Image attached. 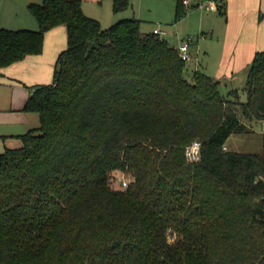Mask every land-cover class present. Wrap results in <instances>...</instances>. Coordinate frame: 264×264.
<instances>
[{"label": "trees", "instance_id": "1", "mask_svg": "<svg viewBox=\"0 0 264 264\" xmlns=\"http://www.w3.org/2000/svg\"><path fill=\"white\" fill-rule=\"evenodd\" d=\"M199 2L176 0L175 19ZM28 9L37 29L0 26V68L41 53L57 25L67 45L52 81L30 86L23 108L40 125L0 152V264H264V150L223 147L264 120V49L243 100L203 70L187 77L177 47L138 17L103 27L82 0ZM119 170L125 188L112 186Z\"/></svg>", "mask_w": 264, "mask_h": 264}, {"label": "crops", "instance_id": "2", "mask_svg": "<svg viewBox=\"0 0 264 264\" xmlns=\"http://www.w3.org/2000/svg\"><path fill=\"white\" fill-rule=\"evenodd\" d=\"M30 2L38 1L0 0V26L37 29L39 23L28 9ZM82 7L84 11H87L84 0H82ZM209 10H218L223 15V19L219 20V15L213 13V15L205 11L199 13L198 27L206 25L208 30H201L196 34L190 33V35H193L192 39H199L204 33V47L202 49L189 47V52L193 58L203 51L205 67L203 71L220 80V90L226 88L230 90L236 85L246 82L255 53L264 49V0H224L223 10L225 12H221L218 8ZM122 18L124 17L120 16L110 24L102 25L108 27ZM64 32L67 33V29L62 24L49 29L46 32L45 45L41 53L28 54L25 58L0 68V87L9 90L6 99L0 102V108H6L12 117H18L22 112L34 111L23 108L30 94V86L52 81L53 75L51 76V74L52 70L54 71L56 58L59 52L65 48L64 45L58 43L48 46L47 41L50 38H55V34H64ZM164 34H168V30ZM177 36L179 45L184 36L180 35L178 31ZM194 63L198 65L197 56ZM237 88L239 87L237 86ZM22 114H24L25 120H28L26 113ZM15 135L19 136L20 134L0 132V137L3 138L2 143L0 142V149L2 148L0 152H3L7 146L16 147L22 144L20 136L19 139H9L10 136Z\"/></svg>", "mask_w": 264, "mask_h": 264}, {"label": "rangeland", "instance_id": "3", "mask_svg": "<svg viewBox=\"0 0 264 264\" xmlns=\"http://www.w3.org/2000/svg\"><path fill=\"white\" fill-rule=\"evenodd\" d=\"M40 1V0H36ZM86 13L94 16L102 22L103 25H108L118 17L123 16L132 17L138 16L142 18V29L144 31H153L155 26H159L168 30V34H162L164 38L171 45H178L179 38L177 36V31L182 37V40L189 41L190 48L199 47L202 49L204 47L203 41L205 36H200L199 39L193 38L190 33H198L201 30L207 31L206 25L201 28L198 27V14L205 11L210 13V15H219V20L223 19V15L218 12V10H209L206 7H195L190 9L184 17L179 20L175 19V2L176 0H129L128 6L120 11H114L112 0H84ZM218 5V4H217ZM213 13V14H212ZM195 18V19H194ZM45 42V41H44ZM48 46L58 43L67 45V33L55 34V38H50L48 41ZM45 45V44H44ZM203 51H201L196 56L198 57V65L195 64L196 56H192L189 60L185 61L184 72L187 77L191 78L196 70H204L203 61ZM196 66V67H195ZM198 66V67H197ZM53 70L52 74L53 75ZM246 83V82H245ZM245 83L236 85L242 92V99L246 100L247 92L244 90ZM39 84V83H36ZM34 84V85H36ZM234 88V87H233ZM7 88L0 87V102L4 101L8 96ZM223 93H228L229 89H222ZM22 113H26L27 119ZM18 117H12V114L7 111L6 108H0V132L2 133H13V134H23L27 132L28 128L33 126L38 127L41 123L40 113L37 111H27L22 112ZM249 125V130L234 132L232 133L226 141L228 149L237 151H251V152H261L264 150V120L261 119H246ZM9 139H19V136H10ZM3 138L0 137V142L2 143ZM2 150V148L0 149ZM190 160V159H189ZM191 161V160H190ZM114 180L112 181V186L115 188H125L128 183L127 174L119 170L114 174Z\"/></svg>", "mask_w": 264, "mask_h": 264}, {"label": "built area", "instance_id": "4", "mask_svg": "<svg viewBox=\"0 0 264 264\" xmlns=\"http://www.w3.org/2000/svg\"><path fill=\"white\" fill-rule=\"evenodd\" d=\"M186 4H189L190 0H183ZM198 7H206L207 9H216L218 8L217 2L215 0H200ZM154 32L159 34L166 33V30L161 28L160 26H157L153 29ZM202 36H205L204 33H202ZM177 49L179 51V54L182 59L185 61L189 60L191 58L190 52H189V41L188 40H182L180 44L177 46ZM225 149L228 148L226 144L223 145ZM187 156L188 159L191 161H197L200 159L201 155V144L200 141L194 140L190 145L187 147Z\"/></svg>", "mask_w": 264, "mask_h": 264}]
</instances>
